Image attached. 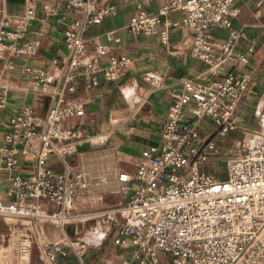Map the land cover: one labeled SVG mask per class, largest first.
I'll use <instances>...</instances> for the list:
<instances>
[{
	"label": "built area",
	"instance_id": "obj_1",
	"mask_svg": "<svg viewBox=\"0 0 264 264\" xmlns=\"http://www.w3.org/2000/svg\"><path fill=\"white\" fill-rule=\"evenodd\" d=\"M136 1L138 10L126 24L131 35L158 34L166 39L172 25L167 15L177 10L190 31L186 49L207 63L206 73L220 75L228 62H248V54L237 47L244 33L231 23L238 13L232 7L235 0H162L157 13L146 10L151 0ZM65 6L71 19L63 32L65 73L60 86L52 88L56 100L43 115L32 105L22 104L6 124L0 146V163L13 172L8 189L0 194V221L11 231L43 223L61 230L58 239L39 243L32 232L20 233L18 259L28 262L36 248L47 263L67 255L69 249L81 259L87 242L66 227L73 226L77 233V228L93 219L105 224L107 233L115 232L114 244L132 246L136 264H264V131L245 134L238 148L225 155L223 177L201 168L219 149L214 133L201 135L200 123L207 119L220 135L237 129L240 101L255 85L251 71L233 68L207 83L184 80L182 89L171 91L173 101L160 128L161 144L143 151L132 172L116 174L120 189L130 191L126 201L77 210L79 205L93 203L92 191L108 179L84 161L67 159L80 141L91 136L84 124L68 122L85 109L80 100L66 101V93L75 91L77 76L90 85H97L100 76L117 80L129 70L131 58L111 53L108 44L92 46L84 36L91 26L115 14L110 0H68ZM43 9L56 12L49 3ZM33 11V0H28L25 13L13 23L5 0H0V54H6L10 63L23 60L24 71L34 79V90L44 93L55 82L49 69L27 62L35 56L38 41L21 40ZM212 27L228 29L227 37L212 35ZM253 49V44L247 47L248 52ZM1 72L0 68V76ZM161 77L157 71L144 74L155 87L161 86ZM0 89L6 90L1 81ZM4 102L2 95L0 108ZM19 155L34 162L28 176L16 172ZM55 159L62 170L53 167ZM43 201L55 210H46Z\"/></svg>",
	"mask_w": 264,
	"mask_h": 264
},
{
	"label": "crops",
	"instance_id": "obj_2",
	"mask_svg": "<svg viewBox=\"0 0 264 264\" xmlns=\"http://www.w3.org/2000/svg\"><path fill=\"white\" fill-rule=\"evenodd\" d=\"M67 1L33 0L34 11L22 33L21 40H37L39 44L35 56L27 62L48 68L51 79L55 81L44 93L34 90V79L24 71L23 60L14 59L10 63L6 54H0V81L6 87L5 92L0 89V97L5 96L4 106L0 108V146L6 124L22 104L32 105L38 114L43 115L47 107L56 100L52 88L54 85L55 88L60 86L65 73L66 48L63 32L71 19L66 11ZM110 1L115 5V14L91 26L84 36L90 45L108 44L111 53L126 54L131 62L129 70L115 81L105 80L100 76L97 85H90L77 76L73 82L75 91L66 93V101L80 100L85 109L82 116L73 117L68 122L84 124L91 136L80 141L67 159L71 163L84 161L92 171L98 175L104 174L108 179L92 191L95 201L79 205L77 210L99 209L126 201L130 191L120 189V182L115 179L116 174L122 170L132 172L143 151L161 144L160 128L173 101L171 91L182 89L186 79L207 83L221 79L225 72L233 68L237 71H251L255 85L253 91L240 101L236 113L237 129L220 135L204 119L208 126L201 129L200 133L203 137L214 133L213 138L220 152L225 149V143L234 147V142H240L245 134L264 131V0H235L232 3V7L238 9L237 15L231 19L232 27L241 29L244 33L237 47L248 54L249 60L247 63H226L220 75L206 73L207 63L186 49L190 31L183 23L182 12L172 10L168 13L167 18L172 21V25L166 39H161L158 34L133 36L127 31L126 24L137 12L138 2ZM44 3L54 5L56 12L46 13ZM161 3L162 0H151L146 5V10L157 13ZM27 4L28 0H5L6 12L11 15L13 23L16 22V17L25 13ZM107 33H110V38ZM210 33L224 39L228 35V29L212 27ZM251 44L254 49L248 52L247 47ZM153 71L162 75L159 87L144 79L145 73ZM186 110H189V106ZM52 164L55 170L63 169L56 159ZM33 169V160L19 155L16 172L28 176ZM12 173L0 163V194L4 195L8 189ZM43 205L48 211L55 210V206L50 203L43 201ZM0 223L4 225L3 222ZM24 228L32 232L38 243L43 239L55 240L61 236L60 228L53 223ZM66 228L74 237L87 242L82 258L79 259L69 249L67 255L57 257L49 264H136L131 256L132 246L126 248L114 244L115 232L107 233V226L100 221H87L77 228V233L71 225ZM14 245L10 234L0 230L2 264L12 263ZM36 252L38 248L35 254ZM15 253L17 256V249Z\"/></svg>",
	"mask_w": 264,
	"mask_h": 264
},
{
	"label": "rangeland",
	"instance_id": "obj_3",
	"mask_svg": "<svg viewBox=\"0 0 264 264\" xmlns=\"http://www.w3.org/2000/svg\"><path fill=\"white\" fill-rule=\"evenodd\" d=\"M210 123V122H209ZM208 123H206L205 121H202L200 123V130L201 129H204L205 126H208L207 125ZM233 143V142H232ZM236 146H232V147H229L227 143L224 144L225 146V149L221 150L218 154L210 157L208 159L207 162H205L201 168L207 170V171H210L220 177H223L226 173V167H225V164H224V158H225V155L227 153H230V152H234L237 148H238V143H235ZM229 148V149H228ZM223 151V152H222ZM214 160V163H211V161ZM102 176H105L104 174H101ZM0 230H2L3 232L7 233V234H10V236L12 237L15 245H14V251H13V254L14 256L12 257V263H4V264H21L22 262L24 261H21L20 259H18V257L16 256V253H15V250H16V242H17V238H18V235L22 232L25 231V228L24 227H18L16 228L15 230L11 231V230H8L6 226H4L3 224L0 223ZM85 232V231H84ZM37 249V248H36ZM167 259L169 260V262H171V256L170 255H167ZM28 264H49L47 263L42 257L41 255L39 254V251L36 252V254L33 255V257H31L28 261Z\"/></svg>",
	"mask_w": 264,
	"mask_h": 264
},
{
	"label": "bare ground",
	"instance_id": "obj_4",
	"mask_svg": "<svg viewBox=\"0 0 264 264\" xmlns=\"http://www.w3.org/2000/svg\"><path fill=\"white\" fill-rule=\"evenodd\" d=\"M107 179V178H106ZM262 235H264V230H263V232H262ZM0 263H1V261H0ZM2 264V263H1ZM21 264H28V262L27 261H24V262H22Z\"/></svg>",
	"mask_w": 264,
	"mask_h": 264
}]
</instances>
